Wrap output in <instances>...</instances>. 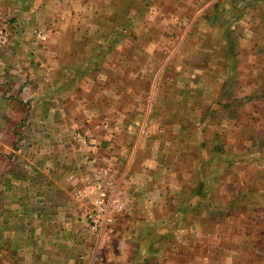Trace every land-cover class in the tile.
<instances>
[{
  "label": "crops",
  "instance_id": "obj_1",
  "mask_svg": "<svg viewBox=\"0 0 264 264\" xmlns=\"http://www.w3.org/2000/svg\"><path fill=\"white\" fill-rule=\"evenodd\" d=\"M110 2L113 18L117 11L115 6L130 3L132 9L123 17L129 21L128 29H123L122 24L121 29L116 28L111 35L112 44H108L101 52L102 59H108L109 54L114 56L109 66L111 68L113 65L118 72V88L115 91H123L114 94L120 99L126 86H129L130 91L139 93L140 89L133 88V85H138L144 89V100L148 97L151 100L155 90H159L158 78L165 75L168 69L176 68L179 57H185L179 50L180 45L190 35L192 27L199 20L205 19L206 15L199 10L210 0L185 2V11L176 17L178 24L186 23L179 34L169 32L165 26L157 31L150 23L140 22L139 27L136 23L152 4L161 10L166 9L169 15L176 10V0ZM225 3L235 5L237 0L213 1L211 7L215 8L216 13L207 18L210 25L217 27L221 23L216 18L220 17L219 11ZM67 4L69 7L66 9ZM177 6L179 8L180 1ZM71 7V0H0V35L5 36V42L0 41V264H203L206 258L208 264H225L217 257L226 253L232 257L230 264H244L246 254L241 252L239 257L232 254L235 243H231V238L225 232L222 233L224 241L221 238L214 241L210 228L202 235L197 234L199 238L190 236L186 240L183 235L178 237L177 232L187 228L190 230L187 233L190 234L192 230H197L195 224L191 227L188 224L184 228L180 227L186 224L184 221H177L176 225L170 221L169 224L159 215L155 222L153 220L156 219V214L151 224H146V213L144 212V218L140 217L141 210L134 206L138 195L133 185L134 175L130 172L128 156L123 157V149L117 152L118 161L121 162L118 169L108 172L106 166L97 165L95 168V160L88 154L90 141L87 133L92 129L87 124L78 127L80 124H77L76 118L81 117L84 111L77 107L74 110L70 106V99L81 101L77 97L81 94H72L64 84L72 81L71 78L79 67L72 58L68 59L69 62L65 58V54H72V48L64 51V55L58 52V56L57 50L53 48L60 17L66 15ZM104 15L102 13V18ZM222 23L226 24L227 21ZM178 28L180 29L179 25ZM233 33L229 26L222 27L216 40L210 38L206 45L199 46L198 50L194 47V53L186 56L194 62L196 70L200 69L208 75L202 82L207 87H213L209 99L213 96L214 89L216 90L212 100L216 109H219L218 112H226V108L232 109V105L240 100H244L245 104L250 102L247 106L264 107V45L254 46L255 43L250 50H243ZM257 33L256 28H253L251 37H256ZM71 36L72 33L69 34ZM174 39L177 43L174 49H165L162 45L160 48H149L153 43L165 44ZM69 45L71 46L70 43ZM172 51L174 53L170 55ZM245 56L253 57L246 64L245 70L251 68L257 58L261 62L258 66L254 65V68L258 67L255 76L250 74L252 71L247 74L251 78L257 77V84L251 80L244 83L239 80L237 64L239 58L244 59ZM214 68L221 70L217 72L216 78L210 79L209 73ZM133 70L137 73L135 78H132ZM142 70L150 72L142 76L139 74ZM198 77L203 78L202 73ZM82 80L83 77L80 78ZM175 84L176 88L180 87ZM241 84L249 86L242 90ZM193 85H197L196 75L193 77ZM254 85L259 87L255 89L252 87ZM193 88L196 91L194 86ZM176 92L186 95L188 90ZM244 105L236 103L234 106L239 107L236 110L238 112H229L236 130L249 125L238 126L241 115L245 116L241 112ZM166 106L170 107L168 102ZM176 110L182 112L184 109ZM164 112L170 110H163ZM261 116L264 118V113L258 118ZM161 128L172 130V126ZM263 128L264 123H258L249 134L255 137L258 144L256 147L261 151H264ZM99 131L101 130L98 128ZM77 132L85 137V145L76 142L74 136ZM165 139L166 142L170 140L168 136ZM174 140L176 142L179 138L175 137ZM103 141L104 139L101 142ZM243 141L247 139L236 137L234 144L243 150ZM223 146L225 148L224 144L216 141L209 147V152H212L210 158L213 159L214 154L217 155L224 149ZM243 153L240 160L235 162L231 161L230 156V164L227 166L232 172H237L241 165V169L244 167L241 163V160L244 162ZM221 159L225 162V158ZM258 168L255 166L254 171ZM98 173L103 175L102 180L95 179ZM261 175L260 189H263V173ZM198 178L201 179L200 176ZM158 183L153 186V192L146 188L145 193L153 195L159 192L156 189ZM241 184L245 186V182L241 181ZM244 190L245 187L238 188L236 194L235 190H231V195L230 190H227L226 203L232 204L237 195L242 197ZM99 194L106 195L107 199L112 196L119 200L122 208L117 212H107L95 236L89 233L87 213ZM262 202L264 203V197ZM208 208L209 211L216 210L215 206ZM210 222L213 223L214 230L222 225L226 228L230 223L226 221L218 224L214 217ZM257 226L259 233L264 234V226ZM195 231L191 234L195 235ZM261 236L258 235L259 243L264 244ZM186 241L187 248L184 245ZM202 244L207 246L206 251L201 247ZM247 256L251 257V264L253 255Z\"/></svg>",
  "mask_w": 264,
  "mask_h": 264
},
{
  "label": "rangeland",
  "instance_id": "obj_2",
  "mask_svg": "<svg viewBox=\"0 0 264 264\" xmlns=\"http://www.w3.org/2000/svg\"><path fill=\"white\" fill-rule=\"evenodd\" d=\"M110 1L117 0H71L72 9H69V12L62 18L60 17V23L54 38L56 43H53L54 47L51 45L57 50V56L58 52H61L60 55H64V51H69L72 48V54H65V58L67 62H69V58H72L75 65L79 67V70L74 73V77L71 78L72 81H66L64 84L72 91V94L78 92L81 94L77 96L81 98V101L69 98L70 106L74 110L77 107L80 111H84L81 117L76 118L77 124H80L78 127L87 124L90 127L89 129H92L87 133L90 141L88 154L91 159L95 160V168L97 165H100V167L106 166L108 172L112 169H118L121 162L118 161L117 152L123 149V157L128 156L130 172L135 177H133V185H135V192L138 196L134 206L141 210L140 217L144 218V212L146 213L147 217L144 220L146 224H151L152 219H155V214L157 216L153 220L155 222L158 220L159 215L164 222L169 224L170 221L174 225L177 221H184L186 224L180 227L185 228L188 224L191 227L192 224H195L197 230L191 231L197 232L195 235L187 233L190 232L187 228L184 231L179 230L177 232L178 237L183 235L185 239L190 236L199 238L197 234L201 233L202 235L210 228L214 234L212 236L214 241L220 238L224 241V234L222 233L225 232L226 236L231 238V243H235L232 254L239 257L243 252L242 254H246L243 262L246 261L249 258L247 254L256 252L262 245L256 243L260 238L257 236L259 229L256 225L264 226V203L262 202L264 187L260 189L262 181L259 179L262 173L264 178V164H262L264 162V158L262 159L264 151L256 147L258 144L255 137L249 134L254 125L264 123L262 116L258 118L261 113H264V107L247 106L250 103L247 102L241 108L243 110L241 112H244L245 116L241 115L239 120L241 123H238V126L240 124L249 125L236 130L233 120L229 118V112L234 114L238 112L236 110L239 107H235V104H233L232 109L226 108V112H218L219 109H216V104L212 100L216 90L214 89L213 96L209 99L213 87H207L202 82L208 75L200 69L196 70L194 62L191 59L188 60L186 56L193 52L194 47L195 50H198L199 46L206 45L210 38L216 40L219 37V29L228 26L234 31L233 37L236 38L241 49L250 50L255 43L254 46H263L264 0H237L235 5L223 4L221 11H219L220 17L216 18V21L221 22L217 27L210 25L207 20L216 13L215 8L211 7V3L216 0H210L206 3L199 10L206 15L204 16L205 19L199 20L192 27L190 35L180 45L179 50L185 57H179L176 68H172L173 70L168 69L165 75H162L160 79L158 78L159 90H155L151 100L149 97L144 100V89L138 85H133V88L140 89L139 93L130 91L129 86H126L120 99L114 94L123 92L122 90L121 92L115 91L118 88V81H116L118 72L114 70L113 65L111 68L109 66L114 56L109 54L108 59L106 57L102 59L101 52L102 49L107 48L108 44H112L111 35L116 28L120 27L121 29L122 24L123 29H128L129 21L124 20L123 17L126 16V12L132 11V9L130 3L129 5L124 3L115 6L114 9L117 11H115L116 14L113 18ZM179 1L180 6L178 8ZM186 1L176 0V6L174 7L176 10L170 12L169 15L166 13V9L161 10L152 4L146 13L142 14L141 20L136 22L137 26L141 25L140 22H147L154 26V30L157 31L165 26L169 32L181 33L186 23L178 24L176 17L185 11ZM65 7L67 9L69 4ZM102 13L105 14L104 18H102ZM223 16H226V19L222 20ZM224 20L227 21L226 24L222 23ZM253 28H256V32H258L254 38L251 37ZM70 33H72L71 37H69ZM106 33H108V36H106ZM161 45L165 49L166 47L174 49L177 43L175 39L172 42L167 41L165 44L164 42H156L151 44L149 48H152V46L160 48ZM173 53L174 51L170 55ZM251 59L253 57L250 56H245L244 59L239 58L237 64L238 77L242 83L251 80L257 84L259 79L248 77L247 74L252 71L250 74L255 76L258 67L254 68V65L258 66L261 62L257 58L252 63L251 68L245 70L246 64ZM215 69L209 73L210 79L215 77L217 72L221 70V68ZM133 71L132 78H135L137 73L136 70ZM149 72L142 70L139 74L143 76L149 74ZM201 73L203 78L198 77ZM194 75L197 77V85H193ZM82 77L83 80L80 81ZM175 83L180 87L176 88ZM258 85L260 86V84ZM193 86L196 91H194ZM248 86L247 84H241V89H247ZM259 86L254 85L252 87L256 89ZM185 89L188 90L186 95L176 92ZM207 89H209L208 92ZM167 102L170 105L169 108L165 107ZM262 103L264 104V102ZM176 108L184 110L178 112ZM166 109L170 112L163 113V110ZM248 110L255 112H247ZM255 118L258 119L257 122L254 121ZM243 121L244 123H242ZM162 126H172V130L161 128ZM98 128L101 131L98 132ZM120 130L121 132L123 130V132L119 133ZM167 136L168 140L170 139L169 142H166L165 138ZM240 136L247 139V141H243V150L234 144L236 137ZM175 137L179 138L176 142ZM103 139L104 141L101 142ZM216 141L224 144L225 148L223 146L224 149H221L217 155L214 154L212 159L210 158L212 152H209V147ZM233 152H239V154L244 152L242 158L244 162L241 160L244 167L241 169L242 165L239 166V170L235 173L227 166L230 164L229 159L230 156L232 157ZM221 158H225V162ZM256 158H259V160H256ZM255 166L259 167L257 171H254ZM220 170L222 171L220 172ZM199 176L201 179L198 178ZM234 178L236 179L233 180ZM199 180H203V188L206 189L209 196L207 206L220 205L224 207L225 204L229 203H226L227 190H230L229 194L231 195L233 193L231 190H235L236 194L238 188L245 187L244 193L249 198L258 199L259 204L261 203L260 207H249L255 210H247L245 213L247 216L232 217L226 228L222 225L214 230L212 228L213 223L210 222L213 217V214L210 213L211 210L209 211V208L203 210L202 206L196 205L199 197L194 195L193 191L196 189ZM241 181L245 182V186L241 184ZM105 182L107 183V180ZM157 182L159 183L156 189L159 192H155L153 195L146 194V188L149 192H153V186ZM99 196H102V194L97 195L95 198ZM211 197L212 199H210ZM91 209L92 205L89 210ZM246 224L249 226H246ZM88 229L89 233L96 236L98 229L91 228L89 224ZM262 239H264V234ZM244 240H248V242ZM184 245L187 248V241ZM201 247L205 251L207 250V246L202 244ZM217 258L220 261L223 260L225 264H230L232 257L226 253ZM203 264H208L207 258ZM251 264H264V257H253Z\"/></svg>",
  "mask_w": 264,
  "mask_h": 264
},
{
  "label": "trees",
  "instance_id": "obj_3",
  "mask_svg": "<svg viewBox=\"0 0 264 264\" xmlns=\"http://www.w3.org/2000/svg\"><path fill=\"white\" fill-rule=\"evenodd\" d=\"M236 103H238L240 106H242L245 104V101L240 100ZM240 156H241V154H239V152H233L231 161H234V162L237 160L239 161ZM203 186H204L203 180L199 181L196 189L193 191V194L196 195L197 197H199V201L196 205L202 206V208L204 210V209H207L208 207H212V206L211 205L207 206V201L209 198H208V195L206 193V189H204ZM249 207L259 208L260 207L259 200L254 199V198H249L248 196H245V194L242 197H240V195H237V199L234 200L232 204L231 203L225 204L224 207H222L220 205L215 206V208H216L215 212L213 209H211L210 213L213 214L214 221L217 222L218 224H220V223H224V222L226 223V221H231L232 217H238L239 215L241 217H243L244 215H246L245 213L247 210L248 211H254L255 210V209H250ZM213 217L211 218V220H213ZM241 217H240V219H242ZM257 228L259 229L258 226H257ZM258 235L263 236V232L259 233V230H258L257 236ZM259 242L260 241L258 239L256 241V243L261 244ZM251 253L252 254H249V255H253V257H256V256H263L264 257V244H262L260 246V248L256 250V252L254 251ZM257 254H261V255H257ZM250 258L251 257H249L246 261H244V264H250ZM247 261H248V263H247ZM217 264H220V263H217Z\"/></svg>",
  "mask_w": 264,
  "mask_h": 264
},
{
  "label": "built area",
  "instance_id": "obj_4",
  "mask_svg": "<svg viewBox=\"0 0 264 264\" xmlns=\"http://www.w3.org/2000/svg\"><path fill=\"white\" fill-rule=\"evenodd\" d=\"M0 41L5 42V36L0 35ZM76 142L85 145L86 139L81 133H76L74 136ZM104 175H106V172H104ZM103 175L98 173L95 175V179L102 180ZM122 208L121 202L117 199H113L112 196H110V199L106 198L105 196H99L94 199L93 204H92V209L88 211L87 213V221L88 224L91 226L93 229H99L101 226L105 215L107 212H117ZM79 264V263H76Z\"/></svg>",
  "mask_w": 264,
  "mask_h": 264
}]
</instances>
